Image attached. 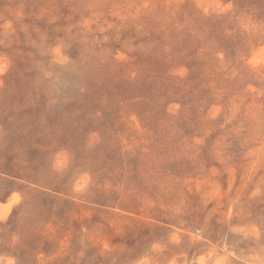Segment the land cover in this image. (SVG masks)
<instances>
[{"label":"rangeland","instance_id":"rangeland-1","mask_svg":"<svg viewBox=\"0 0 264 264\" xmlns=\"http://www.w3.org/2000/svg\"><path fill=\"white\" fill-rule=\"evenodd\" d=\"M0 264H264V0H0Z\"/></svg>","mask_w":264,"mask_h":264}]
</instances>
